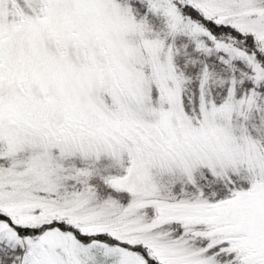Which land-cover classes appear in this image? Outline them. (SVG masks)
<instances>
[{"label":"snow or ice","instance_id":"obj_1","mask_svg":"<svg viewBox=\"0 0 264 264\" xmlns=\"http://www.w3.org/2000/svg\"><path fill=\"white\" fill-rule=\"evenodd\" d=\"M0 264H264V0H0Z\"/></svg>","mask_w":264,"mask_h":264}]
</instances>
